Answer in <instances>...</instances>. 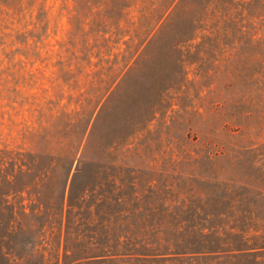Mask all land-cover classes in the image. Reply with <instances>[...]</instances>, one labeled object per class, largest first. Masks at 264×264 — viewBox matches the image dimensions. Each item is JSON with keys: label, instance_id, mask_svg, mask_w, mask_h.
<instances>
[{"label": "trees", "instance_id": "trees-1", "mask_svg": "<svg viewBox=\"0 0 264 264\" xmlns=\"http://www.w3.org/2000/svg\"><path fill=\"white\" fill-rule=\"evenodd\" d=\"M44 1L0 0V22L29 18L25 57ZM69 1L55 101L22 97L34 125L0 145V264H264V171L247 180L238 154L255 147L236 143L264 120V31L218 26L210 0ZM167 109L175 135L154 161L136 140Z\"/></svg>", "mask_w": 264, "mask_h": 264}, {"label": "rangeland", "instance_id": "rangeland-1", "mask_svg": "<svg viewBox=\"0 0 264 264\" xmlns=\"http://www.w3.org/2000/svg\"><path fill=\"white\" fill-rule=\"evenodd\" d=\"M216 2H218L216 6L218 26L223 28L226 26H240L241 29H246L249 32L257 31V33L264 31V5L246 4L247 0H228L223 4L221 0H210L209 7ZM61 3L62 0H45L43 3L46 9L47 25L44 35L41 36V42L35 43L36 47L34 51H37L39 54L36 58L31 55L25 57L23 50L27 48H24L23 44L19 43L15 38L18 32L30 28V25L26 24L29 20L28 16L25 14L18 20L15 18H7L0 22V145H15L19 143L18 131L21 125H34L32 121L35 112L31 111V109L35 105H29V103L24 102V98L22 97L33 94L35 104H41L47 107H52V103H45L46 101H55L53 89L50 88V80L54 76L53 72L55 70L53 62L57 48L56 41L63 36L67 28L65 11L60 9ZM66 3L69 4L70 1L66 0ZM34 14L35 10L33 9L31 16L33 17ZM129 14L134 15L135 11L131 10ZM30 20L33 19L31 18ZM228 40L231 39L229 38ZM26 43L31 44V40L27 39ZM6 69L8 71L16 70L17 73L6 72ZM28 73H32V76L29 77ZM191 77L192 73H188L187 78ZM209 82L210 80L202 81L201 94L209 87ZM182 83L186 84L184 86L189 84L188 82ZM2 88H14L18 90L20 97L16 101L21 98L23 100L22 104L13 101L8 103V99L5 98V91ZM62 93L63 98L60 99L58 105L65 103L64 96L66 95V91L64 88ZM147 95L149 93H146V91H141V94H138L139 97ZM29 100L31 99L28 98L27 101ZM71 107L72 104L67 105V109ZM165 114L163 119L159 113H156V117L147 126L149 131H142L138 136L136 142H149L148 150L145 153L147 157L143 156V158L146 157L154 161H159L158 154L160 155L161 153L158 138L160 137L162 140L161 144L167 147L169 144L166 141L175 135L171 131V125H167L169 123V115L172 114V111L167 109ZM244 133L242 136L237 133L236 143L239 144V141L244 137L247 143H251V149L255 148L247 152L246 155L243 153L238 154V161L246 158L244 163L239 164L240 169L238 171H244L248 176L246 179L256 184L257 182L254 178L264 171V120L257 124V121L250 117L248 120V128ZM237 151L239 152V149ZM239 177L241 176L239 175Z\"/></svg>", "mask_w": 264, "mask_h": 264}]
</instances>
